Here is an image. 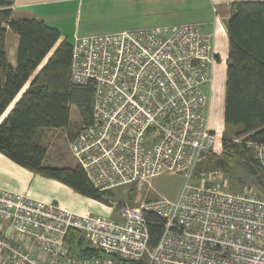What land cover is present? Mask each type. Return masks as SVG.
<instances>
[{"label": "built area", "instance_id": "2783aa9c", "mask_svg": "<svg viewBox=\"0 0 264 264\" xmlns=\"http://www.w3.org/2000/svg\"><path fill=\"white\" fill-rule=\"evenodd\" d=\"M211 38L195 24L75 38L70 79L92 84L94 104L69 150L89 183L108 193L175 173L184 185L173 200L123 204L119 219L0 189V264H264V199L190 184L217 141L206 115ZM242 143L264 172V143ZM149 215L162 227L152 247ZM73 231L93 254L70 249Z\"/></svg>", "mask_w": 264, "mask_h": 264}, {"label": "trees", "instance_id": "16d2710c", "mask_svg": "<svg viewBox=\"0 0 264 264\" xmlns=\"http://www.w3.org/2000/svg\"><path fill=\"white\" fill-rule=\"evenodd\" d=\"M13 3L14 0H0V154L34 174L65 185L82 197L107 204L109 192L97 191L79 166L57 168L43 163L46 149L35 142L36 135L42 129L67 128L71 107L77 109L82 127L90 124L93 86L72 84V45L63 40L52 51L60 39L59 32L38 19H13ZM7 31L18 38L14 67L7 60ZM225 32L228 49L224 126L236 128L237 137L245 136L247 140L264 143V0L233 1L225 21ZM40 65L42 67L37 70ZM26 84V89L14 102ZM10 105L12 107L8 108ZM224 144L227 150L229 144L226 141ZM236 151L251 161L254 165L249 170L251 175L264 185V174H259L251 152L238 148ZM149 218L147 230L152 247L162 227L153 215ZM67 243L72 251L85 250L93 254L89 249L82 250L85 242L77 232L69 233Z\"/></svg>", "mask_w": 264, "mask_h": 264}, {"label": "crops", "instance_id": "0c3cea01", "mask_svg": "<svg viewBox=\"0 0 264 264\" xmlns=\"http://www.w3.org/2000/svg\"><path fill=\"white\" fill-rule=\"evenodd\" d=\"M118 1L121 2L122 0H14L11 7L12 18L15 20L34 18L41 20L49 27L55 28L60 34V39L52 49L53 51L63 40L72 45L75 38L91 36L90 34L94 32L105 31V33H114L127 31L119 28L117 29L120 31L107 29L110 30L109 32L107 30H99L100 28H96V26H91L96 20H101L102 22L104 20H119L116 19L115 15H112L114 10L120 8V6H117ZM233 1L235 0H136V4H133L140 11L139 14L135 15V20H143L145 22V27L139 29L195 24L199 26L203 33L212 37V50L215 58H217L211 71V83L215 80V86H211L210 83V86L205 88V91L208 102L210 93L214 91L213 94L215 95L211 105H208L207 102L206 106L208 127L213 132L224 126L223 107L220 112L216 114L214 112L217 108L216 99L219 97V90L226 68L228 41L225 32V21L230 15ZM81 20L87 25L86 30L83 31L84 33H80ZM17 45V36L7 31L5 38L6 54L9 64L13 67L16 63ZM25 86L27 87V84ZM25 86L21 90L26 89ZM213 87H215V90ZM47 130L42 129L40 131ZM0 189L26 195L42 203H51L76 214L88 213L84 207L86 203L89 206L92 203L99 204L96 201L78 195L57 181L44 178L20 167L1 154ZM2 225L4 223L1 222L0 226Z\"/></svg>", "mask_w": 264, "mask_h": 264}, {"label": "rangeland", "instance_id": "374dc122", "mask_svg": "<svg viewBox=\"0 0 264 264\" xmlns=\"http://www.w3.org/2000/svg\"><path fill=\"white\" fill-rule=\"evenodd\" d=\"M133 4H136V0L118 1L117 6H120V8L114 10L112 15H115L116 19L119 20H104L103 22L101 20H96L91 26H96V28H100L99 30L120 29L127 31L145 27V22L143 20H135V15L139 14L140 11H138ZM126 18L129 20H123ZM82 21L83 20H81L80 23V33H84L83 31L86 30L87 26ZM107 31L110 32V30ZM99 33H105V31L94 32L90 35ZM214 81L215 80L211 83V86H215ZM224 83L225 73L220 86L219 97L216 99L217 110L215 109V114L220 112L223 107ZM213 89L215 90V87H213ZM24 90L19 92V96ZM213 93H210V103L208 102V105H211L212 100L214 101L215 95ZM19 96L16 97L14 102L19 98ZM10 107H12V105L8 108ZM82 126L83 125L79 120L77 109L75 107H71L69 125L67 128L59 130L48 129L47 131L38 132L35 142L46 149V155L43 162L45 166L73 168L77 165L75 158L69 150V142L82 128ZM214 133H216L217 136L216 144L213 149L208 154H205L199 161L194 170V176L192 177L190 184L194 187L219 186V188L228 189L235 193L250 189L258 197L264 199V185L261 184L259 181L260 179L258 180L255 176L253 177L249 171L251 166L254 165L251 164V161H247L246 158H243L236 151L238 148L241 151L247 150L251 152V149L245 148L242 143L243 140L246 139L245 136L237 137L236 128L227 129L225 126H223V128H218V130H215ZM224 141L229 144L227 150ZM258 171L259 174H264L259 167ZM183 185L184 178L182 175L165 173L153 177L148 185H129L114 189L106 195L107 204L99 203L97 205L92 203L89 206V204L86 203L84 207L88 211V214L119 219V208L123 204L135 206L141 201H152L158 198L173 200L179 195Z\"/></svg>", "mask_w": 264, "mask_h": 264}]
</instances>
